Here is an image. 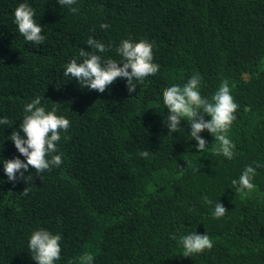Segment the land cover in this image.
Wrapping results in <instances>:
<instances>
[{
    "label": "trees",
    "instance_id": "trees-1",
    "mask_svg": "<svg viewBox=\"0 0 264 264\" xmlns=\"http://www.w3.org/2000/svg\"><path fill=\"white\" fill-rule=\"evenodd\" d=\"M19 2L0 0V116L12 124L0 126V156L23 160L7 136L35 96L70 125L57 142L59 167L9 181L0 165V264H36L27 238L39 227L62 237L56 264H78L86 252L93 264H264V0H76L75 13L27 0L41 45L16 32ZM89 37L111 42L102 55L112 59L121 39L147 40L159 72L133 93L121 78L104 92L80 88L62 69L90 50ZM193 73L203 96L226 81L238 105L231 160L197 153L186 121L181 133L163 122V91ZM246 165L254 187L237 192L231 180ZM218 202L226 212L215 218ZM194 230L212 247L185 256L177 238Z\"/></svg>",
    "mask_w": 264,
    "mask_h": 264
},
{
    "label": "clouds",
    "instance_id": "clouds-1",
    "mask_svg": "<svg viewBox=\"0 0 264 264\" xmlns=\"http://www.w3.org/2000/svg\"><path fill=\"white\" fill-rule=\"evenodd\" d=\"M56 3L67 7L73 13L77 11L74 7L76 0H56ZM12 22L16 26V32L25 42H31L33 45L43 44L45 36L42 34V26L35 19V10L27 0H21L12 9ZM107 27V24H100L101 29ZM85 44L90 50L80 49L78 58L71 59L62 69L63 76L67 80L75 79L80 88L104 92L117 78H121L124 79L127 91L133 93L138 84L144 83L159 72V65L153 63V45L147 40L121 39L115 46L118 59L102 55L112 48L111 42L106 44L102 40L89 37ZM162 104L163 109H167L163 122L169 133L184 132V128L181 127V121L184 120L190 129L187 136L196 141L194 147L197 153L207 154L211 151L228 160L233 158L235 145L228 133L235 120L238 105L226 81H222L209 98L201 94L200 74L193 73L183 84L173 83L167 86L162 93ZM205 114L209 119H205ZM11 125L7 117L0 116V126L7 128ZM69 125L70 120L67 116L58 114L56 103L48 107L42 103L41 96H35L30 102L25 103L19 124L20 131L13 128L11 134L7 136L18 153L23 156V160L19 157L4 159L0 156V165L7 179L16 180L30 167L35 169L36 174L59 167L63 154L58 151L57 142L61 140ZM204 130L214 137L215 142L211 147L200 135ZM255 171L252 165H246L238 178L231 180L237 192L253 189L252 178ZM205 199L207 200V197ZM225 212V207L218 202L214 204L211 215L220 218ZM61 240L60 233H53L47 228L39 227L32 230L27 238L31 259L36 264H56L61 258ZM177 244L183 255L191 256L211 249L212 240L207 232L199 234L194 230L179 235ZM78 264H93V256L87 252L81 254L78 257Z\"/></svg>",
    "mask_w": 264,
    "mask_h": 264
}]
</instances>
